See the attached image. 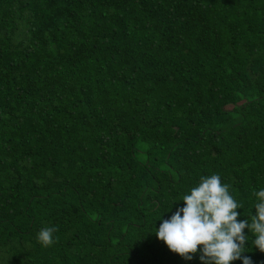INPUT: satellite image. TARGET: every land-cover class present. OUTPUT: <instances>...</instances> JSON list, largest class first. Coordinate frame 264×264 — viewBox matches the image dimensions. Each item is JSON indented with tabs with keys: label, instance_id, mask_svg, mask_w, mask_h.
I'll return each instance as SVG.
<instances>
[{
	"label": "trees",
	"instance_id": "16d2710c",
	"mask_svg": "<svg viewBox=\"0 0 264 264\" xmlns=\"http://www.w3.org/2000/svg\"><path fill=\"white\" fill-rule=\"evenodd\" d=\"M213 173L245 219L264 0H0V264H200L155 229Z\"/></svg>",
	"mask_w": 264,
	"mask_h": 264
},
{
	"label": "clouds",
	"instance_id": "9594fccd",
	"mask_svg": "<svg viewBox=\"0 0 264 264\" xmlns=\"http://www.w3.org/2000/svg\"><path fill=\"white\" fill-rule=\"evenodd\" d=\"M229 189L219 174L201 176L198 184L182 196L183 206L167 219L159 218L156 239L185 260L199 252L200 264H232L236 260L252 264L250 257L243 254L249 243L264 253V188L253 191L255 203L243 220L238 219L237 211L243 205ZM57 231L55 226L42 228L37 242L43 247L51 246Z\"/></svg>",
	"mask_w": 264,
	"mask_h": 264
}]
</instances>
